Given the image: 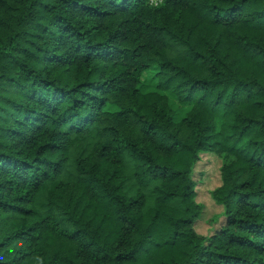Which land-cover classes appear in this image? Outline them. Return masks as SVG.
Masks as SVG:
<instances>
[{
    "label": "clouds",
    "instance_id": "1",
    "mask_svg": "<svg viewBox=\"0 0 264 264\" xmlns=\"http://www.w3.org/2000/svg\"><path fill=\"white\" fill-rule=\"evenodd\" d=\"M127 108L132 121L118 120ZM168 116L167 131L194 149L204 141L196 150L210 149L227 177L203 231L181 229L182 205L161 211L151 199L119 219L163 187L147 170L168 162L134 121ZM0 154L31 166L0 159V202L24 197L33 209L0 210V264H192L218 250L264 264V241L237 229L264 226L251 207L264 164L249 159L264 160V0H0ZM245 193L251 203H237ZM22 220L32 238L9 239ZM76 228L94 241L88 257L69 239ZM234 235L253 245L230 244Z\"/></svg>",
    "mask_w": 264,
    "mask_h": 264
},
{
    "label": "trees",
    "instance_id": "2",
    "mask_svg": "<svg viewBox=\"0 0 264 264\" xmlns=\"http://www.w3.org/2000/svg\"><path fill=\"white\" fill-rule=\"evenodd\" d=\"M173 6H176L181 3V0H172ZM234 10V9H233ZM225 15H228L226 12ZM47 31V29H45ZM127 33L117 32V36L127 37ZM39 38V36H37ZM259 45H256L258 48ZM248 49H246L247 51ZM255 51V49H253ZM137 56L135 50H133L132 58L134 59ZM170 63V62H169ZM166 64H162L161 67H165ZM142 67H147V65H142ZM123 92L124 90L121 89ZM136 91H139L138 89ZM189 94H191V89H189ZM116 118L122 122L132 121V117L136 114L132 112L131 108L123 109L118 111ZM167 113L159 114V121L164 120V116ZM187 120V117L183 118ZM141 120L143 123H141ZM173 118L168 116V120L165 123H160L159 121H147L141 118L140 120L134 121L135 124L140 126L141 132L144 136L153 141L155 144L156 141H159L157 144V149L163 152L164 157L167 159V163L164 165H153L147 172L149 176L148 183H151L153 180L159 179L163 182V187L155 188L151 192H141L137 197L130 200L128 209H120L125 214L121 215L119 219L123 223H130V218L126 214L128 210L135 209L139 211L142 208L146 207L147 201L151 199L153 204L150 207L159 208L161 211L166 210L171 206H183L182 212L183 216L181 217L180 227L181 229H187L189 232H196V223L199 218L202 216L204 211V205L197 200L198 191H197V180L195 178L196 167L201 159V154H213L210 149L203 151H197L196 149L204 148V141H198L196 144V149L192 148L190 145L183 143L182 139L178 136L176 132H168L167 126L171 125ZM11 135H19L15 130L9 129ZM90 143H84L80 146L79 155H83L88 151ZM107 147V146H106ZM133 147H135L133 145ZM104 153L102 152L101 155ZM214 155V154H213ZM0 159L5 160L6 165L10 164L13 168H16L18 165H23L24 167H31L27 162L13 161L11 158L4 157L3 154H0ZM86 159V157H85ZM99 159V157H98ZM151 159V158H149ZM250 161H256V166L264 164V160H261L260 157L253 154L249 158ZM5 172L7 168L3 169ZM221 179L223 181L227 180V177H222L223 169L220 168ZM115 175V174H114ZM134 175H139L134 173ZM98 177L92 176L89 178L88 183L90 185L89 190L94 191L97 187ZM255 182V177L251 181H245L244 184H241L239 187L244 188L250 186L251 183ZM222 183V181H221ZM146 186V185H145ZM3 187V185H0ZM221 191L220 186L216 187L212 192L211 196L214 201L219 204V193ZM260 193L264 194V189H260ZM230 195H235V191L230 192ZM247 193L241 194L237 203L246 204L251 203L248 200ZM28 201L24 197H18L17 203H9L7 201L0 202V210L5 213H12L14 215H19L25 217V219L33 213V209L27 208L24 205ZM253 209H259L260 212H264V195H262L261 200L251 203ZM25 221H21V230L13 233L9 236V239L12 238H29L32 229L29 228L27 231L23 229ZM229 224L236 223L234 217H229ZM0 223H3V220L0 219ZM237 229L240 232L251 233L252 235L258 236L264 241V226L257 223L255 219L252 221H241L237 224ZM89 233L84 228H76L69 236V239L77 242L81 249L82 255L88 257L91 254L92 245L94 241L90 240ZM7 242V241H6ZM235 242L238 247H247L252 246L253 241L248 239L247 236L234 235L231 237L229 243ZM3 246V245H0ZM207 257V260L204 257ZM216 257L213 260V257ZM119 261V257H117ZM123 264V262H120ZM192 264H241V258L237 257L235 260L231 256L225 255L222 250H218L215 253L212 252H202L198 254L197 259L192 262Z\"/></svg>",
    "mask_w": 264,
    "mask_h": 264
},
{
    "label": "rangeland",
    "instance_id": "3",
    "mask_svg": "<svg viewBox=\"0 0 264 264\" xmlns=\"http://www.w3.org/2000/svg\"><path fill=\"white\" fill-rule=\"evenodd\" d=\"M195 178L197 180L198 202L204 205L202 216L196 223L197 231H203L205 222L213 218L218 204L211 196V192L221 185V171L219 159L213 154H201V159L196 167Z\"/></svg>",
    "mask_w": 264,
    "mask_h": 264
}]
</instances>
